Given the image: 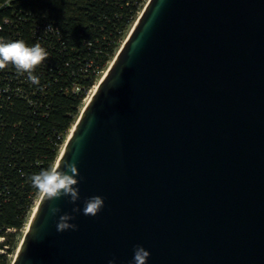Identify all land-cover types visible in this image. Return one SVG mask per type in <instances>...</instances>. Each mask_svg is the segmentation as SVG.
<instances>
[{"label":"water","instance_id":"1","mask_svg":"<svg viewBox=\"0 0 264 264\" xmlns=\"http://www.w3.org/2000/svg\"><path fill=\"white\" fill-rule=\"evenodd\" d=\"M64 162L80 199L41 195L12 264H264V0H148Z\"/></svg>","mask_w":264,"mask_h":264},{"label":"trees","instance_id":"2","mask_svg":"<svg viewBox=\"0 0 264 264\" xmlns=\"http://www.w3.org/2000/svg\"><path fill=\"white\" fill-rule=\"evenodd\" d=\"M147 1L0 0V39L48 53L33 72L39 85L11 64L0 70V264H12L41 196L28 178L56 165Z\"/></svg>","mask_w":264,"mask_h":264},{"label":"clouds","instance_id":"3","mask_svg":"<svg viewBox=\"0 0 264 264\" xmlns=\"http://www.w3.org/2000/svg\"><path fill=\"white\" fill-rule=\"evenodd\" d=\"M52 30L51 25L46 29V31ZM47 57L48 53L40 43L29 47L23 40L5 42L0 39V70L11 64L18 73H26L28 81L33 85L40 83L39 78L33 75V72ZM78 175L77 166L74 162H64L63 169L51 166L31 175L28 179L32 187L48 202L51 203L62 197H68L70 203L75 204L80 199L79 180L76 178ZM103 208V197L91 196L84 200L82 213L85 216L95 217ZM49 211L51 215L55 216L61 210L59 207H51ZM73 212H81V209L79 207L73 208ZM73 219H75L74 216L61 215L57 223V231L78 230L77 225L69 223ZM149 257L150 253L143 246L136 245L133 248L131 264H147ZM109 264H114V260H110Z\"/></svg>","mask_w":264,"mask_h":264},{"label":"bare ground","instance_id":"4","mask_svg":"<svg viewBox=\"0 0 264 264\" xmlns=\"http://www.w3.org/2000/svg\"><path fill=\"white\" fill-rule=\"evenodd\" d=\"M112 63V62H111ZM110 63V64H111ZM110 66V65H109ZM105 74V73H104ZM103 74V75H104ZM98 84H99V82L96 84V86L94 87V89L92 90V92L90 93V95L88 96V98L86 99V103H85V105L89 102V100H90V98H91V96H92V94L95 92V90L97 89V87H98ZM69 137V136H68ZM68 139V138H67ZM67 141V140H66ZM65 144H66V142H65ZM65 146V145H64ZM40 199V198H39ZM39 203V200L37 201V203H36V206H37V204ZM36 206H35V208H34V210H33V212H32V214H31V217H30V220H29V222H28V224H27V226H26V228H25V232L27 231V229H28V227H29V224H30V221H31V219H32V215H33V213H34V211H35V209H36ZM25 232H24V234H25Z\"/></svg>","mask_w":264,"mask_h":264},{"label":"rangeland","instance_id":"5","mask_svg":"<svg viewBox=\"0 0 264 264\" xmlns=\"http://www.w3.org/2000/svg\"><path fill=\"white\" fill-rule=\"evenodd\" d=\"M126 38H127V37H126ZM125 40H126V39H125ZM124 42H125V41H124ZM124 42H123V43H124ZM105 72H106V71H105ZM105 72H104V73H105ZM104 73H103V74H104ZM103 74H102V77L104 76ZM102 77H101V78H102ZM93 89H94V88H93ZM93 89H92V90H93ZM92 90H91V92H92ZM91 92H90V93H91ZM90 93L88 94V96L90 95ZM88 96H87V98H88ZM87 98H86V99H87ZM85 101H86V100H85ZM85 101H84V106H85V103H86ZM84 106H83V107H84ZM39 198H40V196H39ZM39 198L37 199V201L39 200ZM27 224H28V223H27ZM24 232H25V230L22 232V235H23V236H24ZM16 252H17V250L15 251V253H14L13 255L10 256V259L14 260V257H15V255H16ZM12 262H13V261H12Z\"/></svg>","mask_w":264,"mask_h":264},{"label":"built area","instance_id":"6","mask_svg":"<svg viewBox=\"0 0 264 264\" xmlns=\"http://www.w3.org/2000/svg\"><path fill=\"white\" fill-rule=\"evenodd\" d=\"M90 92H91V91H90ZM90 92H89V93H90Z\"/></svg>","mask_w":264,"mask_h":264}]
</instances>
